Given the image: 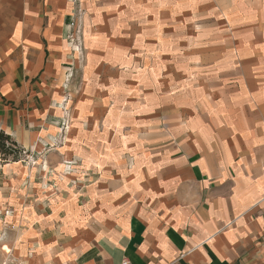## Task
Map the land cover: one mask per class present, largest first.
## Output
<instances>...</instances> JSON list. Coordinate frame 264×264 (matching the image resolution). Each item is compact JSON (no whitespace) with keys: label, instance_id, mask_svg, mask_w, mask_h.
Here are the masks:
<instances>
[{"label":"crops","instance_id":"crops-1","mask_svg":"<svg viewBox=\"0 0 264 264\" xmlns=\"http://www.w3.org/2000/svg\"><path fill=\"white\" fill-rule=\"evenodd\" d=\"M178 2L0 0V129L25 150L0 168L43 149L83 56L81 94L116 77L102 66L117 59L125 76L156 79L123 161L111 152L105 166L123 169L122 190L110 187L86 247L65 264H264V0H187L185 81L165 92L158 63L165 30L180 29ZM84 10L82 53L71 39ZM180 60H166L176 78Z\"/></svg>","mask_w":264,"mask_h":264},{"label":"rangeland","instance_id":"rangeland-1","mask_svg":"<svg viewBox=\"0 0 264 264\" xmlns=\"http://www.w3.org/2000/svg\"><path fill=\"white\" fill-rule=\"evenodd\" d=\"M186 1L178 2L180 29L165 30L162 37L166 59L158 63L162 73L158 83L165 92L172 84L182 85L185 81L182 57L188 53ZM82 14L71 40L81 42L83 53L84 40L90 39L91 17L86 10ZM163 16L168 26H172L171 22L177 25L175 15ZM155 21L149 17L150 23ZM177 52L181 60L180 76L176 78V63L166 60ZM117 60L102 66L114 70L116 77L101 78L103 87L95 95L81 94L85 89L82 65H88L83 56L77 68L69 72V82L73 84L68 101L65 99L69 105L49 130L50 139L43 149L30 152L17 169L0 168V264H65L86 247L93 232L92 214L98 204L101 206L114 194L110 187L122 190L119 184L123 183V169L105 168L109 154L115 152L116 160L123 161L125 140L130 132L135 133L134 125L141 112L145 113L140 104L147 103L146 98L151 100L142 92L146 87L155 92L157 86L155 78H140L135 73L125 76L124 63ZM133 67L131 71L138 69Z\"/></svg>","mask_w":264,"mask_h":264},{"label":"trees","instance_id":"trees-1","mask_svg":"<svg viewBox=\"0 0 264 264\" xmlns=\"http://www.w3.org/2000/svg\"><path fill=\"white\" fill-rule=\"evenodd\" d=\"M25 154L19 143L4 130L0 129V161L8 163L18 161Z\"/></svg>","mask_w":264,"mask_h":264},{"label":"built area","instance_id":"built-area-1","mask_svg":"<svg viewBox=\"0 0 264 264\" xmlns=\"http://www.w3.org/2000/svg\"><path fill=\"white\" fill-rule=\"evenodd\" d=\"M71 25L74 26L75 23L72 22ZM121 264H133V263L130 260H128V259H124Z\"/></svg>","mask_w":264,"mask_h":264}]
</instances>
